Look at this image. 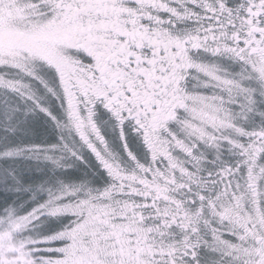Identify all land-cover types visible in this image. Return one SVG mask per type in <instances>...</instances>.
<instances>
[{
  "label": "snow or ice",
  "instance_id": "6c2138e0",
  "mask_svg": "<svg viewBox=\"0 0 264 264\" xmlns=\"http://www.w3.org/2000/svg\"><path fill=\"white\" fill-rule=\"evenodd\" d=\"M5 192L0 264H264V0H0Z\"/></svg>",
  "mask_w": 264,
  "mask_h": 264
},
{
  "label": "rangeland",
  "instance_id": "374dc122",
  "mask_svg": "<svg viewBox=\"0 0 264 264\" xmlns=\"http://www.w3.org/2000/svg\"><path fill=\"white\" fill-rule=\"evenodd\" d=\"M39 131V132H38ZM46 132V133H45ZM58 140V133L54 126L46 121L42 115L30 124V132L27 135H23L19 138L18 142L32 143L38 145H46L54 143ZM98 161H95L90 154H86V162L84 164L75 165L70 171L74 173L73 179L77 181H88L96 188H102L106 185V180L109 178L104 169L98 166ZM91 167V168H90ZM40 169V171H37ZM92 170V171H90ZM19 171L24 175L25 179L30 183H39L43 180H48L50 185L55 184L57 176L62 175L60 172H53L49 166L44 164H37L34 161H21L19 162ZM99 176V177H98ZM99 181H102V185H98ZM13 196L15 199L17 194L5 192L3 196H0V204L4 203V197ZM26 196H20L19 202L26 200ZM44 197L41 196L40 200ZM29 204H25V207H29ZM59 223L56 220H49L42 227L36 229L37 235H43L54 231L59 227Z\"/></svg>",
  "mask_w": 264,
  "mask_h": 264
},
{
  "label": "flooded vegetation",
  "instance_id": "af4514ba",
  "mask_svg": "<svg viewBox=\"0 0 264 264\" xmlns=\"http://www.w3.org/2000/svg\"><path fill=\"white\" fill-rule=\"evenodd\" d=\"M88 154H90V153H88ZM91 155V154H90ZM92 156V155H91ZM93 157V159L95 160V157L94 156H92ZM96 161V160H95ZM97 163V162H96ZM98 164V166H99V163H97ZM91 168V167H90ZM102 168V167H101ZM102 181H99V183H98V185H102L103 183H101ZM108 182V180H106V183Z\"/></svg>",
  "mask_w": 264,
  "mask_h": 264
},
{
  "label": "bare ground",
  "instance_id": "6f19581e",
  "mask_svg": "<svg viewBox=\"0 0 264 264\" xmlns=\"http://www.w3.org/2000/svg\"><path fill=\"white\" fill-rule=\"evenodd\" d=\"M39 132V131H38ZM46 133V132H45ZM90 171H92V170H90ZM99 177V176H98Z\"/></svg>",
  "mask_w": 264,
  "mask_h": 264
},
{
  "label": "trees",
  "instance_id": "16d2710c",
  "mask_svg": "<svg viewBox=\"0 0 264 264\" xmlns=\"http://www.w3.org/2000/svg\"><path fill=\"white\" fill-rule=\"evenodd\" d=\"M17 195H19V194H17Z\"/></svg>",
  "mask_w": 264,
  "mask_h": 264
}]
</instances>
